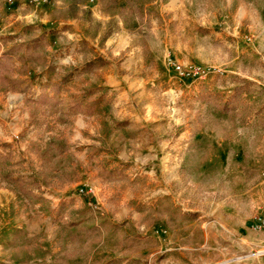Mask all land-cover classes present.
Listing matches in <instances>:
<instances>
[{
    "label": "rangeland",
    "instance_id": "374dc122",
    "mask_svg": "<svg viewBox=\"0 0 264 264\" xmlns=\"http://www.w3.org/2000/svg\"><path fill=\"white\" fill-rule=\"evenodd\" d=\"M73 20L78 30L70 24ZM75 29L82 33L83 49L96 58L107 31H124L144 49L151 63L147 74L153 76L152 69L159 74L157 92L171 88L175 102L170 110L184 118L177 131H188L189 144L178 151L177 162L152 177L133 179L130 167L113 169L108 160L101 171L91 165L100 203L91 186L65 185L81 176L77 159L67 168L77 169L74 178L54 174L44 199L23 195L0 180V264H102L122 251L148 257L158 243L150 235L155 230L194 221L196 226L177 234L180 245L196 248L182 249L185 254L204 258L192 261L177 249L172 264H264V231L254 228L264 221V0H0V53L41 35L48 42L43 65L29 62L23 73L18 60L17 69L0 84L1 109H6L0 113V153L11 154L18 172L38 174L42 165L35 147L69 132L68 115L65 121L60 113L74 101L72 88L64 86L57 107L39 106L35 100L44 86L51 88L60 51L69 57L61 72L73 69ZM177 64L199 66L203 75H182ZM86 78L73 86L77 95L84 94ZM240 84L245 89L239 105L247 108L241 116L229 117L206 100L218 94L223 102ZM10 94L15 95L13 104ZM152 100L161 109L168 101L159 96ZM100 152L90 155L94 159ZM153 189L157 199L148 203L140 198L143 190ZM122 205L137 215L115 222ZM196 210L193 219L183 213ZM73 221L83 223L68 226ZM202 223L210 227L208 236ZM169 258L159 253L155 262L171 264Z\"/></svg>",
    "mask_w": 264,
    "mask_h": 264
},
{
    "label": "crops",
    "instance_id": "0c3cea01",
    "mask_svg": "<svg viewBox=\"0 0 264 264\" xmlns=\"http://www.w3.org/2000/svg\"><path fill=\"white\" fill-rule=\"evenodd\" d=\"M70 24L77 29L78 24L75 20ZM76 29L72 33L73 48H70L73 69L61 72L64 70L67 57L61 56L64 51H60L51 81L59 82L66 73H70L66 86L72 88L69 92L74 93L73 100L82 101V111L66 114L70 121L67 135L57 133L52 136L66 137L71 152L82 166L79 179L65 185L68 188L78 186L79 189L85 188L80 187L81 185L91 186V192H94L96 201L100 203L101 194L97 192V186L93 181L94 174L89 170L91 165L97 164L101 171L103 170L102 162L108 160L113 169H117L118 166L130 167L133 171L129 174L133 179L139 176L152 177L157 174V171L166 169L177 162L178 151L187 149L189 133L187 130L177 131L179 123L185 120L182 116L174 115L170 110V106L175 102L169 96L171 88L156 91L157 86H162V81L157 77L159 74H155L154 69H152L153 76L150 77L147 74L151 63L146 60L144 49L133 44V38L129 34L123 31L113 32L107 36L104 47L95 49L106 59V64L92 71H84L86 63L95 59L96 56H91L87 50L83 49L79 43L83 39L82 33H77L78 29ZM47 67H45L46 71ZM85 75L89 78H86L83 84L84 94L77 95L73 86L78 85V80ZM166 75L168 76V73ZM49 90L50 88L47 89ZM155 96L167 99L168 106L165 104L161 109L152 100ZM1 108L5 107L0 103V113L6 112V109ZM101 118H104L109 130L104 128ZM167 128L170 129L167 130ZM94 150H101V154L95 155L93 159L90 154ZM125 171L130 172L127 169ZM128 193L130 191H127ZM140 198L150 203L149 201L157 199L156 192L154 189L143 190ZM100 208L105 210L103 206ZM192 212L197 213V210ZM136 215L134 208L122 205L114 214V218L117 220L115 222H120L119 220L123 222ZM190 226H196V221L179 226L170 224L169 228L167 226V229H163V232L155 230V235H150L157 238L158 243L148 257L136 256V253L124 254L122 251L120 255L111 257L109 260H113L114 264H136V261H139V264H158L155 262V256L160 253L169 255L172 264V253L177 249L180 250L181 256L192 261L202 260L204 255L196 256L192 251L185 254L182 251V249L196 250L190 246L180 245L182 237L177 234L179 229ZM200 226L208 236L209 225L206 227V223H202ZM206 241L209 242V237Z\"/></svg>",
    "mask_w": 264,
    "mask_h": 264
},
{
    "label": "trees",
    "instance_id": "16d2710c",
    "mask_svg": "<svg viewBox=\"0 0 264 264\" xmlns=\"http://www.w3.org/2000/svg\"><path fill=\"white\" fill-rule=\"evenodd\" d=\"M117 3L118 0H113ZM110 31H107L104 38L109 35ZM48 44L45 35H41L30 42L15 43L12 46L7 47L0 53V84L6 82L10 75L17 69V61L22 62L20 68L21 72L25 73L29 71L30 63L44 64L42 59L43 48ZM106 59L102 56H98L86 63L83 70L92 71L96 68L102 67L106 64ZM54 70V67L49 66V70ZM71 74L67 73L60 82L52 83L50 92H47V87L44 86L41 93H39L35 102L39 106L57 107L60 103L59 96L69 81ZM15 84H22V79H14ZM245 89L244 84L237 85L234 93L229 99L225 101H218V94L209 96L206 100L215 102L219 110L229 116L238 117L240 114H245L247 108H240V101L242 100L243 91ZM243 110V111H242ZM82 111V101L74 100L68 108V111H62L60 114L62 118H66L67 113H74ZM67 121L66 119H63ZM4 147H8V143L3 144ZM39 159L41 160L42 169L37 173L18 172L10 153H0V180H4L10 183L18 192L26 195L30 198L44 199V191L47 187L53 184L55 175L63 174L64 179L71 180L76 175L77 169L67 170L70 164L75 165L76 159L71 152L68 140L63 136H51L45 146L37 145L34 149ZM114 170L110 171V175H113ZM189 219L196 218L198 215L196 212L184 211ZM83 223V221H73L68 224L70 227H76ZM98 230V228H97ZM74 237L77 236V232H73ZM139 264V261H136ZM113 260H109L104 264H114ZM4 264V263H3Z\"/></svg>",
    "mask_w": 264,
    "mask_h": 264
},
{
    "label": "built area",
    "instance_id": "2783aa9c",
    "mask_svg": "<svg viewBox=\"0 0 264 264\" xmlns=\"http://www.w3.org/2000/svg\"><path fill=\"white\" fill-rule=\"evenodd\" d=\"M69 59V57L67 58ZM176 69L178 70V72L182 75H192V76H202L203 75V70L201 69V67L199 66H196V65H192L190 68L188 69H185L182 65L180 64H177L176 65ZM14 94H10L9 96V101L13 104L14 102H16L14 100ZM15 137H19L18 134H15ZM255 229H259V230H262L264 231V221L256 224L254 226Z\"/></svg>",
    "mask_w": 264,
    "mask_h": 264
}]
</instances>
